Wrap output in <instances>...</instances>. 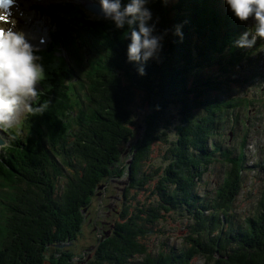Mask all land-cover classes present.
Masks as SVG:
<instances>
[{
    "label": "trees",
    "instance_id": "1",
    "mask_svg": "<svg viewBox=\"0 0 264 264\" xmlns=\"http://www.w3.org/2000/svg\"><path fill=\"white\" fill-rule=\"evenodd\" d=\"M69 4L73 9L60 13L63 35L94 36L100 45L93 58H76L75 41L69 46L63 38L68 56L59 69H49L48 87L39 92L46 111L28 113L18 130H6L11 140L0 151V264H133L137 256L138 264H192L198 256L206 264H264V186L252 212L238 218L234 206L249 168L247 144L245 138L235 148L223 142L229 116L235 135L241 113L261 102L226 97L222 89L236 68L258 62L259 39L252 48L235 44L251 24L240 21L226 0H149L148 24L156 23L154 34L163 39L141 75L140 62L127 58V25L119 29L110 19L77 11L76 3L62 5ZM215 64L226 79L206 75ZM155 141L167 145L169 163L151 191L155 199L128 202L130 190L149 179L143 165ZM216 163L224 167L219 186L199 191ZM255 166L264 175V157ZM123 178L128 183L117 193L127 203L105 225L113 231L102 232L104 240L99 234L80 258L59 247L80 235L102 184L104 190L111 179ZM167 214L186 218V245L153 256L152 236Z\"/></svg>",
    "mask_w": 264,
    "mask_h": 264
},
{
    "label": "rangeland",
    "instance_id": "2",
    "mask_svg": "<svg viewBox=\"0 0 264 264\" xmlns=\"http://www.w3.org/2000/svg\"><path fill=\"white\" fill-rule=\"evenodd\" d=\"M43 1V0H42ZM40 1L39 2H32L34 6H44L40 7L41 10H47V6L49 5V8L47 12L50 14L52 12L54 15L59 16V21L61 22V18L63 17L64 13L68 12V8L71 5H67L64 7L62 5L64 2H74L78 4L77 11H81L86 15H89L90 13L93 14L90 10L86 9L84 7V3L87 2L88 0H47V1ZM91 2H99L100 0H89ZM24 4V2H20V7ZM54 4V5H52ZM81 5L82 7H80ZM85 9V10H83ZM32 11L35 14V17L42 21L39 26L44 27V32L46 33V38L47 42L50 38L49 36V30H51V40L45 47L39 48V52L37 53L39 56L42 57L41 63H43L46 73H47V78L44 80L42 84H39L38 87L42 89V87L47 86L48 87V72L49 69L52 68H60L61 65L63 64L64 61V56L67 55L66 52V47L63 48L60 44H58V37L56 36V33H58L57 30H54V18H52V22H48V19L46 16H39L36 14V12L32 9ZM62 11V12H61ZM60 13L62 15H60ZM73 13V12H72ZM19 17L14 16V19H16L17 24L16 27L17 29H24L23 26L26 22L21 15L19 14ZM93 17V15H92ZM38 22L37 20H35ZM248 22L253 25L254 24V19L250 18ZM62 25V24H61ZM89 25V24H88ZM250 25V27H251ZM34 26V27H33ZM36 24H29L30 30L35 29ZM58 28L60 27V24H57ZM64 27L66 28V24H64ZM62 29L63 26H62ZM64 39L67 40L69 46H72V43L74 42V48L77 53V57H81L88 54L93 58L97 53H96V47L100 45L98 40L95 43V37L94 36H88V35H83L78 34V35H73V34H65ZM84 40V42H83ZM95 43V45H94ZM260 48L259 50L256 51V54L254 55V58L258 60V62L253 65L252 69L248 65L247 62L242 67H238L237 69V74L230 73L231 77H226L221 73V71L218 69L217 64L207 67L205 72L206 75H212V74H219V76L223 79H226V83L229 84H224L222 89L225 90L226 92L223 93L226 97L228 96H234V97H247V98H255L261 100L260 103H255L254 105H250L249 109L250 112L245 115L244 112L241 113V119L240 122L236 125L237 132L235 135L233 134V131L231 129V125L234 124V119L233 116L230 115V119L228 120L227 124L228 127L225 130V135L223 142L226 146L230 147H237L242 140L245 138L246 141V156L249 160V168L247 169L244 177V184L243 188L241 190V193L237 197V200L235 202V210L236 216L240 219L245 218L248 216L257 200L259 199L261 195V188L264 186V175L262 171H259V168L255 166L256 163H258L261 158L264 157V40H260ZM33 44V43H32ZM36 44V43H34ZM45 45V44H44ZM67 45V44H66ZM62 53V54H61ZM82 58V57H81ZM80 60V58H79ZM85 62V61H83ZM86 63V62H85ZM236 72V71H235ZM257 74L255 78V81L248 80V78L253 75ZM245 80V81H244ZM218 92V91H215ZM176 112V109H175ZM28 112L26 111H21L20 116H18L17 120V127H12L15 130L19 129L20 123L24 119L25 115ZM247 116V117H246ZM249 118V128L245 129V119ZM15 124V125H16ZM171 132V138L175 139L177 137V133L174 128H172ZM22 133L25 134V131L22 130V132H19V134L22 136ZM0 136H5L9 138V142L11 140L10 135L8 134L7 131H0ZM139 136V133L137 134V137ZM8 142V143H9ZM2 143V142H0ZM9 146L8 144L5 146ZM123 148L126 150L128 148ZM167 148V145L164 142L161 141H155L151 147V150L144 161L143 169L147 172V175L149 176V179L144 185V188L142 189H131L129 193V201H143L148 198V200L155 199V194L150 195L151 191L154 190L156 183L160 179V175L164 173V169L166 166L169 164L168 159H164L165 155V149ZM0 151H3L2 148H0ZM6 154V153H4ZM130 158V155H129ZM224 172V167L220 163H216L212 168L209 170V172L204 176L203 181L199 182L198 187L199 191L201 192H208L211 193L212 191H215V189L219 186V183L221 181L222 175ZM126 178V177H125ZM117 179H114V181L110 182V188L108 190V194L110 193H116L121 190L116 189V186L122 187L124 183L118 182L122 181L125 182L126 179H121L116 181ZM125 200L119 201V206L121 209L125 206H122L126 204ZM122 204V205H120ZM92 214H99V212L102 213L103 216L101 218H107L104 213L106 211V208L103 207V203H101L99 200L95 199L93 206H92ZM176 215V214H174ZM87 217V216H86ZM87 219V218H86ZM85 222L83 223V228L81 230L80 235L77 237L76 240L73 242H68L71 243L70 245H65L63 247H69L70 250L74 251L77 254V258H80L83 256V254L87 250H93L94 248L91 247L93 244L97 242V238L99 234L103 235L102 231H95L93 230L94 228V223L90 222ZM167 220L162 221L157 227L161 230L159 232H155V235L152 236L151 240V247H150V252L156 253L158 250H168L171 247L176 248L177 250H180L181 248L185 247V233L187 231V224L186 218L184 216H175L173 219L170 218V216L167 214L166 217ZM188 222V221H187ZM105 238V237H104ZM103 238V240H104ZM73 243V244H72ZM61 247V248H63ZM205 258L198 256L196 259L193 261L192 264H206L205 263Z\"/></svg>",
    "mask_w": 264,
    "mask_h": 264
},
{
    "label": "clouds",
    "instance_id": "3",
    "mask_svg": "<svg viewBox=\"0 0 264 264\" xmlns=\"http://www.w3.org/2000/svg\"><path fill=\"white\" fill-rule=\"evenodd\" d=\"M14 0H0V131L11 129L21 111L33 116L42 115L47 104H39V84L47 78L39 48L32 44L25 32L16 27V19L10 20V6ZM149 0H129L122 6L121 0H100L101 13L112 20L116 27L130 30L131 43L127 58L140 62L138 71L146 74L143 63L157 56L161 49L162 35L156 32V23L149 26L153 13L146 7ZM234 15L242 22L254 19V24L235 41L237 47L252 48L258 39L264 40V0H226ZM138 22V30L135 25ZM158 22V18H157ZM167 31V30H166ZM178 34L182 33L177 29ZM39 105V106H37ZM0 148L9 138L0 136Z\"/></svg>",
    "mask_w": 264,
    "mask_h": 264
},
{
    "label": "flooded vegetation",
    "instance_id": "4",
    "mask_svg": "<svg viewBox=\"0 0 264 264\" xmlns=\"http://www.w3.org/2000/svg\"><path fill=\"white\" fill-rule=\"evenodd\" d=\"M112 181H114V179H111L110 182H112ZM109 188H110V184L106 183L105 184V189L103 190V184H102V190H99L97 192V195H96V199L99 200L101 203H103V207L106 208V211H104V213H105V215H107L106 216L107 218H105V219L101 218V216H103L101 212H99V214L97 213V214L93 215L92 214V211H93L92 209L87 211V213L85 215V218H87L86 222H90V223L93 222L94 223V228H93L94 232L97 231V230L105 232L107 230L105 225L108 223L109 218H114L115 219L116 216H118V214H120V210H119V206H118L119 204H117L120 201L119 198H118L119 195H118L117 192L108 194ZM115 188L116 189H120L121 187L115 185ZM112 199L115 201V203H113ZM106 201H108V202H106ZM106 205L108 207H106ZM107 208H112V210L110 211ZM110 230L108 229L107 233L105 232L107 236L109 235ZM111 231H113V228H112ZM103 238H104V235H103ZM91 247L94 248L95 247L94 244ZM158 251H161V250H158ZM157 253L158 252L152 253V255L156 256ZM138 260H139V256L135 257V259L133 261V264H138Z\"/></svg>",
    "mask_w": 264,
    "mask_h": 264
},
{
    "label": "bare ground",
    "instance_id": "5",
    "mask_svg": "<svg viewBox=\"0 0 264 264\" xmlns=\"http://www.w3.org/2000/svg\"><path fill=\"white\" fill-rule=\"evenodd\" d=\"M45 1H47V0H44V2ZM89 1V0H88ZM31 3H32V1H26V3H25V6L23 7V8H20L19 10H18V6L17 5H14V6H12V9H13V13H12V18L11 19H13V17L14 16H16V17H19L20 15H19V12L21 11V10H23L24 11V14H25V18H24V20H25V24L23 25V26H25L24 27V32H25V34H26V36H27V38H28V40L31 42V43H35L36 42V40L38 39V37L40 36V32L38 31V30H34V29H32V30H30V28H29V24H36L37 25V23L36 22H34V20H35V15L34 14H28L27 13V10L31 7ZM10 19V20H11ZM34 27V26H33ZM41 35H43V34H41Z\"/></svg>",
    "mask_w": 264,
    "mask_h": 264
},
{
    "label": "water",
    "instance_id": "6",
    "mask_svg": "<svg viewBox=\"0 0 264 264\" xmlns=\"http://www.w3.org/2000/svg\"><path fill=\"white\" fill-rule=\"evenodd\" d=\"M84 7L88 10H90L92 13H94L95 15H98L100 17H103L102 13H101V4L99 2H85L84 3ZM131 161H129V163H131ZM130 173V172H129ZM118 181V180H116ZM118 182H121V183H124V184H127L128 181H125V182H122V181H118ZM102 188V186L100 187ZM84 211H86V209H84ZM71 243H61V244H58L59 247H63L65 245H70Z\"/></svg>",
    "mask_w": 264,
    "mask_h": 264
}]
</instances>
